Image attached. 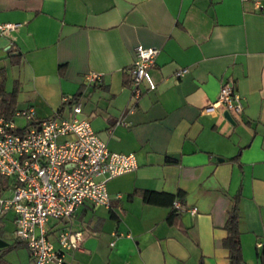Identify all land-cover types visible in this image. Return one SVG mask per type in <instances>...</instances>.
<instances>
[{
	"label": "crops",
	"instance_id": "1",
	"mask_svg": "<svg viewBox=\"0 0 264 264\" xmlns=\"http://www.w3.org/2000/svg\"><path fill=\"white\" fill-rule=\"evenodd\" d=\"M1 23L12 26L0 30V91L16 89L15 109L66 116L78 100L110 149L135 154L107 180L109 206L86 201L57 224L84 232L63 264H226L237 191L239 264H264V0H0ZM137 44L157 52L153 87L140 81L134 97ZM224 81L241 96L232 119L204 110ZM142 190L180 191L182 205L168 219L171 205ZM0 231L1 247L14 241ZM0 264L34 263L19 244Z\"/></svg>",
	"mask_w": 264,
	"mask_h": 264
},
{
	"label": "built area",
	"instance_id": "2",
	"mask_svg": "<svg viewBox=\"0 0 264 264\" xmlns=\"http://www.w3.org/2000/svg\"><path fill=\"white\" fill-rule=\"evenodd\" d=\"M11 26L1 23L0 30ZM156 52L152 46L134 47L127 67L134 97L140 93V81L153 87L148 68ZM99 77V73L90 72L85 80ZM214 104L235 112L242 107L241 96L229 81L221 84L217 99L204 110L210 111ZM69 111L66 116L41 119L32 107L15 109L12 117L0 114V173L11 179L12 190L11 195L0 197V215L13 212V238L27 246L34 264H63L66 251L80 249L83 230L62 228L56 232L57 224L72 217L86 201L109 206L107 180L136 166L133 152L110 149L90 120L77 115L81 112L78 100ZM17 116L26 123L16 125ZM172 204L175 208L182 205L178 198Z\"/></svg>",
	"mask_w": 264,
	"mask_h": 264
},
{
	"label": "trees",
	"instance_id": "3",
	"mask_svg": "<svg viewBox=\"0 0 264 264\" xmlns=\"http://www.w3.org/2000/svg\"><path fill=\"white\" fill-rule=\"evenodd\" d=\"M15 96L16 89L10 92L0 91V114L6 117H12L15 111ZM77 97V95H75ZM11 179L0 173V197L4 195L7 188L10 187ZM143 201L149 203H166L171 205V211L168 214V219H172L178 208L172 204L175 195H180V191L176 194L157 192L153 190H142L140 192ZM238 199L239 192L237 191L231 199V203L226 210L223 228L225 234L221 239V244L227 249V263L226 264H239L241 261V246L239 241L238 230ZM1 221V217H0ZM19 244H24L22 241L14 239L13 242L7 244L5 247H0V255L7 252Z\"/></svg>",
	"mask_w": 264,
	"mask_h": 264
},
{
	"label": "rangeland",
	"instance_id": "4",
	"mask_svg": "<svg viewBox=\"0 0 264 264\" xmlns=\"http://www.w3.org/2000/svg\"><path fill=\"white\" fill-rule=\"evenodd\" d=\"M24 122H25V119H23L22 117H15L16 125L22 126V125H24ZM11 193H12L11 188H7L6 191L4 192V195L5 196H9V195H11ZM1 221L3 222L4 225L6 224V229L8 230L7 237L10 240L13 237V232L12 231H13V228H14V223H12V220H11L9 212H7L4 220H1ZM4 225L0 224V228L3 229ZM3 231L5 232V229Z\"/></svg>",
	"mask_w": 264,
	"mask_h": 264
},
{
	"label": "water",
	"instance_id": "5",
	"mask_svg": "<svg viewBox=\"0 0 264 264\" xmlns=\"http://www.w3.org/2000/svg\"><path fill=\"white\" fill-rule=\"evenodd\" d=\"M224 115L228 118V119H232L231 118V115L229 114V112L226 110V111H224ZM3 244L2 243H0V247L2 246Z\"/></svg>",
	"mask_w": 264,
	"mask_h": 264
}]
</instances>
